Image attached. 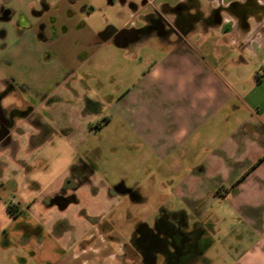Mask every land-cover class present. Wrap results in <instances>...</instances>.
<instances>
[{"label":"crops","instance_id":"obj_1","mask_svg":"<svg viewBox=\"0 0 264 264\" xmlns=\"http://www.w3.org/2000/svg\"><path fill=\"white\" fill-rule=\"evenodd\" d=\"M15 1L0 0V11L10 7L14 14L27 15L42 5L41 0ZM43 1L47 10L30 19L32 27L16 32L13 44L0 55V90L7 79L18 88L0 107L32 106L29 117L40 119L39 127L27 116L15 120L12 145L0 148V183L16 182L14 190L31 209L33 195L18 176L12 146L19 151L50 146L70 170L83 161L68 157L73 146L66 139L75 129L97 133L118 121L122 143L153 156L151 165L166 189L159 208L184 217L180 230L200 223L207 231L202 237L212 231L219 235L220 261L264 264V6L256 0L233 2L228 8L220 0H205V6L200 0H148L143 9H152L141 14L140 27L150 24L154 12L172 21L169 9L182 2L190 25L182 38L153 30L137 45H126L105 33L122 28L108 25L97 31L89 22L94 0ZM221 12L237 20L222 19ZM249 16L255 17L251 32ZM37 23L45 24L44 38L37 35ZM102 65L103 79L97 73ZM69 71L73 78L66 77ZM145 162L152 163L148 158ZM88 163L95 167L91 159ZM67 191L61 206H51L66 209L75 188ZM111 191L106 190V197L112 200ZM136 195L144 198L143 190ZM100 219H86L85 232L66 240L47 226L40 228L25 212L11 214L0 250L15 249L12 259L19 264H143L139 259L133 263L126 254L129 241L101 228ZM38 227L36 235L26 232ZM214 243L203 251L205 258L212 255ZM159 258L168 262L159 253L153 264ZM0 264L7 263L2 259Z\"/></svg>","mask_w":264,"mask_h":264},{"label":"rangeland","instance_id":"obj_2","mask_svg":"<svg viewBox=\"0 0 264 264\" xmlns=\"http://www.w3.org/2000/svg\"><path fill=\"white\" fill-rule=\"evenodd\" d=\"M18 1L16 0L15 3ZM132 2L136 3L138 11L134 12L129 7V1L122 4L120 0L110 2L94 0V13L89 22L97 31L108 25L116 28L140 26L141 14L145 10H151L152 7L146 5L144 10L145 4H141V0H132ZM158 2L159 0H154L155 4ZM200 2L205 6V0H200ZM20 9L22 8L19 6L18 10ZM19 14L21 13L16 12L9 19L0 17V55L5 46L14 42ZM26 16L31 19L29 14ZM102 55L103 50L100 56ZM96 62L99 63V59L92 61L90 69L94 68ZM97 73L100 78L105 77L103 65L97 69ZM119 126V122L116 121L115 125L97 133L77 127L73 135L66 139V142L73 146L68 157L70 162L77 158H81L83 161L70 167V170L63 166L61 161H57L58 153L50 149V146L20 151L9 150V153L17 159L19 178L27 181L29 192L33 197L31 209L28 210V204L22 202L18 197L17 190H14V186L18 187L16 182L0 183L1 244H4L7 238L4 228L7 227L11 214L22 215L24 212L37 225L40 224L38 225L40 228L47 226L50 228L49 232L52 229L55 234H64L66 240L80 237L85 232L84 222L97 220L100 216L101 228L110 229L115 235L127 240L131 237L129 236L131 232L139 233L138 228L142 222L152 226L155 219L160 216L159 206L163 202L162 196L166 193V189L163 186L164 183L162 184L157 177L155 167L151 165L154 163L153 156L147 157L145 150L130 149L122 143ZM146 158L152 163H146ZM89 159L95 163V167L89 165ZM64 169L65 173H68V177L63 179ZM120 180H123L128 188L134 189V193L138 189L143 190L144 198L134 199L127 194L113 195L110 197L112 200L107 198L106 190L113 189ZM72 187L75 188L74 194L68 196L73 202L69 203L66 209L62 210L57 206H51L52 200L49 197L51 192L62 193ZM103 211H106V214L102 217L101 212ZM39 227L26 232L36 235L39 232ZM179 232L184 233V231ZM197 233L198 235L193 241L182 246L183 249L190 252L185 260L169 263L159 258L157 264H232L229 259L223 262L216 256L219 235L212 231L207 237H202L206 236V230H199ZM133 243L134 241L129 240V244ZM213 243L212 255L209 259L205 258L203 251ZM15 253L13 248L5 252L0 250V260L5 259L7 264H19L12 259Z\"/></svg>","mask_w":264,"mask_h":264},{"label":"flooded vegetation","instance_id":"obj_3","mask_svg":"<svg viewBox=\"0 0 264 264\" xmlns=\"http://www.w3.org/2000/svg\"><path fill=\"white\" fill-rule=\"evenodd\" d=\"M109 2L112 0H108ZM129 1V7L133 9L135 12L137 10L136 3L132 2V0H120L122 4H125ZM148 0H141V4H146ZM41 9L29 10V17L31 19L38 18L44 11L47 10L48 6L46 3L41 0ZM171 14L174 15V19L172 21H168L163 19L162 16L159 18L156 17L159 14L154 12L149 15L150 24L146 27L140 26H132L125 27L120 30L116 29H107L106 34L112 33L115 41L121 44L126 45H137L140 42L141 36L147 32L155 30L157 34H161L162 36H175L177 38H182L187 31V28L190 25V17L187 14V5L186 3H180L176 7L169 9ZM14 15V11L12 8L3 7L0 11V17L2 19H9ZM215 17V15H213ZM44 23H37V35L43 37L42 30L44 29ZM32 27V23L28 17L21 13L19 14V23H17L18 29L17 32H20L21 28L28 29ZM67 78H73L74 72L69 71L66 73ZM4 86L0 90V101L7 97V95L14 90H18L17 86L12 83L9 79L4 81ZM33 112L32 106H25L22 109H17L14 107L10 108H1L0 107V148H4L12 145V139L10 135V131L15 127V120L17 118H25L29 117L30 113ZM30 123L36 127L40 126V119L38 116H32L30 118ZM32 141H37L36 137H32ZM14 149V146H12ZM12 149V150H13ZM1 170V168H0ZM112 194L115 193L112 189ZM129 195L131 198L139 199L132 190H129L127 193L118 194V195ZM52 202H55L58 205H62V202H65L67 198L62 195V193H58L51 197ZM176 215H172L167 211L161 210L160 216L155 219L153 225L150 226L145 222L140 224L138 228L139 233H130L129 240L134 241V243L127 249L126 254L131 257V259L135 263L136 260L142 261L143 264H153V256L163 254L166 261L169 263L172 262H180L186 259L190 255L189 250L183 249L182 246L186 245L188 242L194 240L197 237V231H203L200 223H194L193 227L190 231L180 233L179 231L184 225V217L181 215L179 218H174ZM115 236V235H113ZM113 236H110L112 238ZM128 240V241H129ZM174 245L175 249L171 252L169 251V246Z\"/></svg>","mask_w":264,"mask_h":264},{"label":"clouds","instance_id":"obj_4","mask_svg":"<svg viewBox=\"0 0 264 264\" xmlns=\"http://www.w3.org/2000/svg\"><path fill=\"white\" fill-rule=\"evenodd\" d=\"M220 2L223 4L224 8H228L230 6L231 3L233 2H238L240 4H244L246 2V0H220ZM257 4L264 6V0H256ZM219 5H217L216 3H213V7H218ZM227 15L229 17H231V19L237 20V18L230 16L229 14H226L225 12H221V16L222 19L224 18V16ZM254 21H255V17L254 16H249L247 19V22L249 24V31L251 32L254 28ZM261 24H264V19L261 20ZM253 46H261L258 42L253 41L252 42Z\"/></svg>","mask_w":264,"mask_h":264},{"label":"water","instance_id":"obj_5","mask_svg":"<svg viewBox=\"0 0 264 264\" xmlns=\"http://www.w3.org/2000/svg\"><path fill=\"white\" fill-rule=\"evenodd\" d=\"M113 191L118 194H123L129 192V189L124 185L123 182H120L113 187Z\"/></svg>","mask_w":264,"mask_h":264},{"label":"trees","instance_id":"obj_6","mask_svg":"<svg viewBox=\"0 0 264 264\" xmlns=\"http://www.w3.org/2000/svg\"><path fill=\"white\" fill-rule=\"evenodd\" d=\"M8 209H9V206H8Z\"/></svg>","mask_w":264,"mask_h":264}]
</instances>
